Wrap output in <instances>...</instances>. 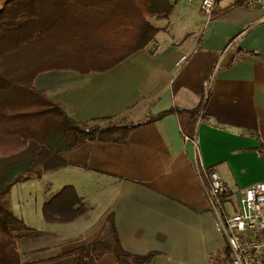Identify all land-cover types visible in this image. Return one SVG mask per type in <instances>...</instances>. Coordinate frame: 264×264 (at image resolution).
I'll use <instances>...</instances> for the list:
<instances>
[{
    "label": "crops",
    "instance_id": "obj_1",
    "mask_svg": "<svg viewBox=\"0 0 264 264\" xmlns=\"http://www.w3.org/2000/svg\"><path fill=\"white\" fill-rule=\"evenodd\" d=\"M179 1L171 0L168 18L151 21L158 32L146 49L109 70H53L34 80L76 122L119 116L141 121L181 110L132 129L124 143L86 142L63 154L62 168L12 186L11 209L25 225L38 215L40 224L68 227L55 233L58 244L47 250L53 256L91 243L112 213L126 252L156 253L148 264H230L193 156L205 171L219 174L227 209L233 210L238 190L264 181V154L258 153L264 150V60L236 55H264V9L223 0L207 17L197 2ZM199 105L200 112L191 115ZM193 133L197 151L184 140ZM45 175L50 181L31 183ZM64 186L74 189L86 210L68 223H46L42 204ZM72 263L67 255L39 264ZM94 264L117 262L105 254Z\"/></svg>",
    "mask_w": 264,
    "mask_h": 264
},
{
    "label": "trees",
    "instance_id": "obj_2",
    "mask_svg": "<svg viewBox=\"0 0 264 264\" xmlns=\"http://www.w3.org/2000/svg\"><path fill=\"white\" fill-rule=\"evenodd\" d=\"M223 0H216V5ZM244 0H232L241 6ZM171 0H4L0 3V264H39L72 256V264H94L105 254L117 264H148L156 255H133L120 245L113 214L91 243L68 253L38 260L18 254V233L31 229L11 209L10 189L40 180L62 168L63 154L86 142L124 143L129 132L166 115L172 108L141 121L127 116L76 122L62 103L37 90L35 78L48 71L80 74L109 70L132 53L146 49L158 29L151 20L169 17ZM260 57L253 52L236 51ZM201 105L189 111L200 112ZM203 116L201 115V118ZM260 147L258 153L264 154ZM82 199L62 187L41 207L46 223L63 224L85 212Z\"/></svg>",
    "mask_w": 264,
    "mask_h": 264
},
{
    "label": "built area",
    "instance_id": "obj_3",
    "mask_svg": "<svg viewBox=\"0 0 264 264\" xmlns=\"http://www.w3.org/2000/svg\"><path fill=\"white\" fill-rule=\"evenodd\" d=\"M197 2L200 11L211 16L216 0H186ZM249 8L264 9V0H244ZM197 151V137L184 135ZM193 167L203 185L209 208L218 220L226 238L230 264H264V181L253 183L236 193L235 206L225 207L226 188L216 171H205L194 152ZM205 178V180H204Z\"/></svg>",
    "mask_w": 264,
    "mask_h": 264
},
{
    "label": "rangeland",
    "instance_id": "obj_4",
    "mask_svg": "<svg viewBox=\"0 0 264 264\" xmlns=\"http://www.w3.org/2000/svg\"><path fill=\"white\" fill-rule=\"evenodd\" d=\"M4 0H0V3ZM229 0L223 2V4H227ZM180 4H184V0L179 1ZM189 6H196L195 2L192 4H187ZM151 21H155L154 19ZM50 175H45L41 182H31L33 185L36 183H45L50 181ZM37 190L32 192H27L29 194H35ZM14 199V198H13ZM98 211H95L97 213ZM39 216L33 215V219L31 221L28 220L26 225L31 229L24 230L18 233V237L16 238V244L18 247V254L21 259L28 258L27 260H38L42 258L51 257L54 255V252L47 251L52 246H56L58 244V239L55 237L58 231L65 230L68 227H59V226H45L44 222L41 221L40 224L38 220ZM26 260V259H25Z\"/></svg>",
    "mask_w": 264,
    "mask_h": 264
},
{
    "label": "water",
    "instance_id": "obj_5",
    "mask_svg": "<svg viewBox=\"0 0 264 264\" xmlns=\"http://www.w3.org/2000/svg\"><path fill=\"white\" fill-rule=\"evenodd\" d=\"M226 130L232 133H237L238 131L236 128H227Z\"/></svg>",
    "mask_w": 264,
    "mask_h": 264
}]
</instances>
